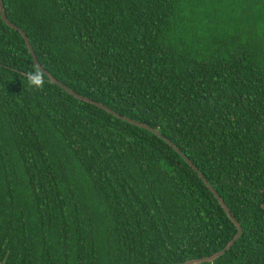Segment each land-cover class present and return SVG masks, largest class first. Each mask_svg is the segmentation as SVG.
<instances>
[{"label": "trees", "instance_id": "obj_1", "mask_svg": "<svg viewBox=\"0 0 264 264\" xmlns=\"http://www.w3.org/2000/svg\"><path fill=\"white\" fill-rule=\"evenodd\" d=\"M1 2L0 264H264V0Z\"/></svg>", "mask_w": 264, "mask_h": 264}, {"label": "water", "instance_id": "obj_2", "mask_svg": "<svg viewBox=\"0 0 264 264\" xmlns=\"http://www.w3.org/2000/svg\"><path fill=\"white\" fill-rule=\"evenodd\" d=\"M0 14H1V17L2 19L12 28H14L15 30H18L22 37L24 38L25 40V43L32 55V58H33V61L35 62V64L40 68L42 69V71L50 78V80L58 85H60L61 87H63L64 89H66L67 91H69L70 93H72L73 95H75L76 97L80 98V99H84V100H88V101H91L90 99H88L87 97H83L77 93H75L74 91L68 89L67 87H65L63 84H61L55 77H53L49 72H47L46 70H44L40 64L38 63L37 61V58H36V55L32 49V46L29 42V39L26 35V33L18 26H16L15 24L9 22L6 17H5V12H4V8H3V5H2V2L0 0ZM94 102V101H92ZM97 105L103 107L102 105H100L99 103H97ZM105 109L109 110L107 107H105ZM134 122V121H133ZM136 124L140 125V126H145L149 129H151L149 126H146L142 123H138V122H135ZM155 133H158V131L156 130H153ZM173 147H174V144L171 142V141H168ZM188 161V160H187ZM200 176H202L200 174ZM203 180L205 181V179L203 178ZM206 182V181H205ZM206 184L208 185V187L211 189V191L217 196L219 202L221 203V205L224 207L227 215L230 217V219L235 223L236 227H237V233L233 236V238L226 244V246L218 251V252H215L214 254L208 256V257H204V258H199V259H192V260H187V261H184L182 263H179V264H198L200 262H204V261H212L214 260L216 257L220 256L221 254H223L227 249H229V247L234 243V241L239 237L240 233H241V227L240 225L238 224V222L235 221V219L231 216V213L230 211L228 210V208L226 207V205L224 204V202L221 200V198L219 197V195L213 190V188L206 182Z\"/></svg>", "mask_w": 264, "mask_h": 264}, {"label": "clouds", "instance_id": "obj_3", "mask_svg": "<svg viewBox=\"0 0 264 264\" xmlns=\"http://www.w3.org/2000/svg\"><path fill=\"white\" fill-rule=\"evenodd\" d=\"M45 73L39 68L36 67L33 70L29 71L26 74L29 87L35 88L37 90H43L45 87Z\"/></svg>", "mask_w": 264, "mask_h": 264}]
</instances>
